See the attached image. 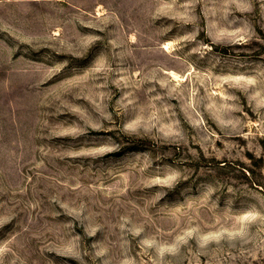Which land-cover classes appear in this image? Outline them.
Segmentation results:
<instances>
[{
	"label": "rangeland",
	"instance_id": "374dc122",
	"mask_svg": "<svg viewBox=\"0 0 264 264\" xmlns=\"http://www.w3.org/2000/svg\"><path fill=\"white\" fill-rule=\"evenodd\" d=\"M0 264H264V0H0Z\"/></svg>",
	"mask_w": 264,
	"mask_h": 264
},
{
	"label": "bare ground",
	"instance_id": "6f19581e",
	"mask_svg": "<svg viewBox=\"0 0 264 264\" xmlns=\"http://www.w3.org/2000/svg\"><path fill=\"white\" fill-rule=\"evenodd\" d=\"M169 48V47H168ZM174 78H178L176 75L172 74Z\"/></svg>",
	"mask_w": 264,
	"mask_h": 264
}]
</instances>
